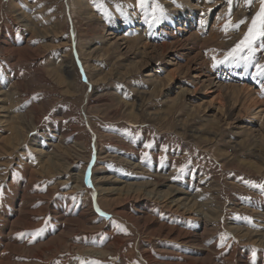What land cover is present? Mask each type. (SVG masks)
<instances>
[{
	"label": "rangeland",
	"instance_id": "374dc122",
	"mask_svg": "<svg viewBox=\"0 0 264 264\" xmlns=\"http://www.w3.org/2000/svg\"><path fill=\"white\" fill-rule=\"evenodd\" d=\"M147 7L0 0V264H264V77L213 67L260 4Z\"/></svg>",
	"mask_w": 264,
	"mask_h": 264
},
{
	"label": "snow or ice",
	"instance_id": "6c2138e0",
	"mask_svg": "<svg viewBox=\"0 0 264 264\" xmlns=\"http://www.w3.org/2000/svg\"><path fill=\"white\" fill-rule=\"evenodd\" d=\"M228 2L231 4L232 0H228ZM254 2L255 0H246L249 6L253 5ZM94 3H96V0H94ZM258 3L260 4V8L252 17L251 25L248 27V31L244 38L228 51L222 60L214 62L213 67H216L217 63L225 64L235 62L239 65L243 62L245 68H247L255 63L256 74L253 78L257 79L264 77V64L254 61L257 51H264V0H258ZM139 5L141 10L145 13L146 22H148V0H139ZM97 8L102 11L106 19L111 18V14L106 9H103L100 5H97ZM117 10L121 11L120 5H117ZM157 10H159V15H156ZM151 11L152 19L156 22H159L164 16V11L158 4H156ZM121 14L124 15L122 11ZM244 23H246V20H241L232 27L238 29L240 25ZM227 29L228 25L226 24L225 30ZM213 59L215 61V57ZM261 91L262 95H264V81L261 82ZM0 195H2V193H0ZM97 211H99V209H97ZM100 215L103 216L105 213L101 211ZM37 231L39 232L41 230Z\"/></svg>",
	"mask_w": 264,
	"mask_h": 264
},
{
	"label": "bare ground",
	"instance_id": "6f19581e",
	"mask_svg": "<svg viewBox=\"0 0 264 264\" xmlns=\"http://www.w3.org/2000/svg\"><path fill=\"white\" fill-rule=\"evenodd\" d=\"M185 17H188V16H185ZM136 19H138V18H135L134 20L136 21ZM179 19V18H178ZM133 20V21H134ZM183 21V20H182ZM180 24H183L182 22H179ZM190 26V25H189ZM191 26H192V24H191ZM179 28V27H178ZM177 28V29H178ZM191 28V30H192V28L193 27H190ZM137 30H139V29H137ZM137 30H134V32H136ZM179 30H180V32H182V34L183 33H186V32H188L189 33V31H187L186 30V28H179ZM135 33H133V35H134ZM154 34H155V32H154ZM110 35H111V33H110ZM135 37L137 36H139V35H134ZM190 37V36H189ZM114 38V37H113ZM151 38V35H149V36H146L145 35V39L144 40H146L147 42L149 41V39ZM187 39H190V38H188L187 37ZM194 39V38H193ZM199 39V38H198ZM133 40V39H132ZM135 40V43H136V39H134ZM141 40V39H140ZM183 40V39H182ZM187 41V40H186ZM190 41V40H189ZM193 41V40H192ZM139 42V41H138ZM179 42H180V40H179ZM128 43V42H127ZM181 43V42H180ZM134 44V43H133ZM139 44V43H138ZM187 44H188V42H187ZM150 45V44H149ZM144 46H145V44H144ZM171 46V45H170ZM189 46V45H188ZM193 46H194V44H193ZM162 47V46H161ZM145 48V47H144ZM163 48L165 49V48H167V46L166 45H163ZM162 48V49H163ZM194 48V47H193ZM191 49V48H190ZM181 55H183V54H181ZM184 56H185V54H184ZM196 57H198V55L196 54L195 55ZM194 58V57H193ZM195 59V58H194ZM197 59V58H196ZM195 59V60H196ZM189 62V61H188ZM194 62V61H193ZM202 62V61H201ZM192 63V62H191ZM194 64V63H193ZM200 66H201V64H199ZM191 66V65H190ZM189 66V67H190ZM200 70H203V68L201 69L200 68ZM234 71V70H233ZM233 71L231 70V67H229V72L230 73H233ZM198 73V72H197ZM201 73V72H200ZM197 74L196 76H195V78L194 79H196V81H197V83L198 84H200L201 85V87H202V89L203 90H211V89H213V88H215V87H217L218 86V84H219V82H216V78L214 79V78H210V76L208 75V74H206V73H201V74ZM227 73H228V71H227ZM226 73V74H227ZM218 75V77H221V78H224V77H222L221 76V72L219 73V74H217ZM174 76L172 75V76H169L168 77V82L169 81H171V79L173 78ZM193 79V80H194ZM218 79V78H217ZM195 82V81H194ZM193 82V83H194ZM196 84V83H195ZM197 85V84H196ZM225 86H227V85H225ZM220 87H222L221 85H220ZM228 87V86H227ZM229 87H230V85H229ZM234 88V87H233ZM245 88V87H244ZM247 88V87H246ZM217 89V88H216ZM218 89H219V87H218ZM222 89H226L225 91H227V88L226 87H224V88H222ZM230 89V88H229ZM238 90H241V88H239ZM245 90V89H244ZM246 90H248V89H246ZM222 91V90H221ZM220 90H219V92H221ZM225 91H223V93H225ZM215 92H217V90L215 91ZM241 92V91H240ZM245 92H247V91H245ZM245 92H244V94H245ZM248 92H249V90H248ZM189 93V92H188ZM242 93V92H241ZM227 94V93H226ZM225 94V96L227 97V95ZM229 95V94H228ZM238 95V94H237ZM246 95H248V97H249V94H246ZM255 95V94H254ZM222 96V95H221ZM240 96V95H239ZM242 96V95H241ZM251 97H254V96H251ZM263 97V96H262ZM223 99V98H222ZM240 99H241V97H240ZM226 100V99H225ZM241 100H243V97H242V99ZM254 100V99H253ZM224 101V100H223ZM231 101V100H230ZM247 101H248V99H247ZM251 101V100H250ZM249 101V102H250ZM255 101H257V100H255ZM226 102V101H225ZM252 102V101H251ZM231 104V102H229L228 101V104ZM259 102H252V103H250V105H246L245 107H246V111L247 112H253L254 111V108L256 107V105L258 104ZM261 103V102H260ZM227 104V102H226V105H228ZM245 105V104H244ZM234 107V106H233ZM236 108V107H235ZM243 108V107H242ZM221 110V109H220ZM231 114V113H230ZM255 114H259V113H255ZM243 128H246V127H242L241 129H243ZM247 129V128H246ZM247 131V130H246ZM243 132V131H242ZM31 181V180H30ZM173 202H175V203H172V207H177V209L179 210V209H182V210H186V206L185 205H182V204H180V201H173ZM169 208V207H168ZM190 209H188L187 208V212L189 211ZM244 233V232H243ZM264 244V243H263Z\"/></svg>",
	"mask_w": 264,
	"mask_h": 264
}]
</instances>
